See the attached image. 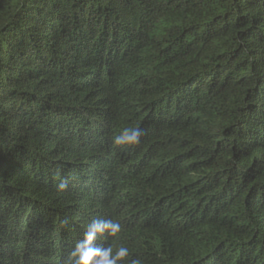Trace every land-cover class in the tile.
<instances>
[{
    "label": "trees",
    "instance_id": "obj_1",
    "mask_svg": "<svg viewBox=\"0 0 264 264\" xmlns=\"http://www.w3.org/2000/svg\"><path fill=\"white\" fill-rule=\"evenodd\" d=\"M98 218L125 264H264V0H0V264Z\"/></svg>",
    "mask_w": 264,
    "mask_h": 264
},
{
    "label": "clouds",
    "instance_id": "obj_2",
    "mask_svg": "<svg viewBox=\"0 0 264 264\" xmlns=\"http://www.w3.org/2000/svg\"><path fill=\"white\" fill-rule=\"evenodd\" d=\"M143 136L139 127H126L118 135L113 136V144L117 147L138 145ZM58 190L64 191L68 187L66 180L61 179ZM122 231L121 224L114 219H93L85 226L82 239L70 251L67 264H125L129 257L128 247L121 245L114 247L109 244L103 246L97 241L100 239H119ZM130 264H142L140 259H133Z\"/></svg>",
    "mask_w": 264,
    "mask_h": 264
}]
</instances>
